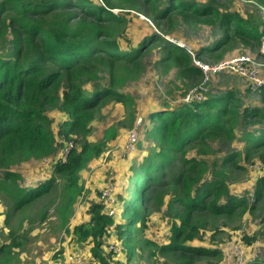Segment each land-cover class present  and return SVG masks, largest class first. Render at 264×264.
<instances>
[{
  "label": "trees",
  "instance_id": "obj_1",
  "mask_svg": "<svg viewBox=\"0 0 264 264\" xmlns=\"http://www.w3.org/2000/svg\"><path fill=\"white\" fill-rule=\"evenodd\" d=\"M110 1L100 0L108 6L105 9L92 0H0V194L9 204L4 224L54 190L55 176L60 187L57 213L62 226L69 222L71 208L83 190L79 184L80 172L117 137L116 128L111 126L99 142L91 143L87 139L90 124L97 110L110 101L123 106L131 104V99L118 90L141 74L146 51L157 49L155 67L165 72L174 68L176 76L184 82H196L203 76L194 65V60L202 58L203 50L192 57L187 50L156 34L147 36L135 48L121 50L115 36L123 31V21L112 10L123 8L109 7ZM114 1L130 9L138 5L146 7L154 23L166 26L163 36L171 33L178 20L183 25L220 30L222 38L213 48L204 50L208 54L236 41L252 42L259 47L260 29L264 27L260 16L245 18L228 8H220L219 1L231 3L232 0ZM255 1L264 6V0ZM159 40L161 43L154 46ZM114 64L120 65L119 74L113 73ZM103 72L109 77L106 85L98 84ZM88 84L90 91L85 87ZM261 95L264 96V89ZM52 113L60 115L59 124L54 125ZM148 113L151 127L145 130V136L154 143L153 150L147 151L138 165L130 167L126 179L129 198L122 202L121 221L115 222L92 207L88 221L74 226L71 233L78 244L93 242L91 255L99 264H110L99 246L101 238L112 233L126 257L135 252L136 246L153 247L171 264H198L203 258L219 257L216 250L189 243L201 238L200 230L205 228L207 217L230 218L251 213L264 198V175L254 184L253 204H249L247 193L242 197L231 194L219 178L221 168L227 163L238 168L240 161L251 158L247 153L251 145L263 149L258 159L264 164V115L254 108H242L232 93L195 99L175 109L166 105ZM239 122L262 126L254 133L242 135L245 142L242 158L230 150L223 157L221 167L211 166V181L205 177L209 168L197 158L185 160L181 170L173 172L169 162L174 154L184 155L192 146L206 147L209 141L230 145L236 138ZM67 145L71 147L64 155ZM29 161H45L44 166L50 167L48 179L34 188L20 186L21 177L10 170ZM162 176L171 187H161ZM171 193L178 209L169 214L167 243L158 247L149 240H137L146 223L143 199L147 197L152 206L160 208ZM24 240L25 236L16 237L1 245L0 264H12L13 250L20 248ZM245 242L250 244L251 240L247 238ZM247 262L264 264L258 259Z\"/></svg>",
  "mask_w": 264,
  "mask_h": 264
},
{
  "label": "rangeland",
  "instance_id": "obj_2",
  "mask_svg": "<svg viewBox=\"0 0 264 264\" xmlns=\"http://www.w3.org/2000/svg\"><path fill=\"white\" fill-rule=\"evenodd\" d=\"M92 1L108 9L106 3H101L100 0ZM227 3L219 1L220 8L222 10L228 8L245 18L249 15L260 16L264 20V6L255 0H232L231 3ZM110 5L109 7L113 8L116 5L123 8L112 10L123 21V31H119L115 36V41L121 50L127 51L129 47L135 48L147 36L156 34L159 38L168 40L182 49L192 51V57L197 51L203 50L202 58L195 61L208 66H215L240 56H248L258 64L256 68L259 76L264 80V59L260 57L259 47L255 43L242 44V42L236 41L227 47H222L219 52L204 53V50L213 48L216 42L222 38L220 30L194 24L183 25L178 20L175 21L171 33L163 36L161 33L167 31L166 26L154 23L148 16L146 7L138 5L130 9L122 2L114 0L110 1ZM160 43L159 40L154 43V46H158ZM225 49L227 50L225 51ZM157 52V49L151 52L146 51L141 61V74L126 82L118 90L119 94L131 99L129 106L110 101L95 113L87 139L91 143L99 142L103 138L104 131L111 126L116 128L117 137L106 145L99 158L90 161L80 172L79 184L83 190L71 208L69 222L66 225L62 226L57 213L60 203V187H57L59 179L57 176H55L56 187L54 190L16 213L8 224H4V214L7 212L9 204L7 206V199L0 194V246L9 244L12 242V238L25 236L22 246L13 250L12 264H99L97 258L91 255L93 242L78 244L71 230L74 226L88 221L89 211L92 207L99 214L112 217L115 222L121 221L119 216L123 211L122 202L129 198V191L126 192V179L130 174V167L138 165L147 153L153 150L154 143L147 140L145 136V130L151 127V123L147 121L148 112L164 108L166 105L175 109L180 105H187L199 97L207 99L210 96L219 97L225 93H232L242 108H254L264 115V96L247 93L246 82L236 74L224 70L205 76V73L200 69L203 73L200 80L192 83L184 82L176 76L174 68L165 72L159 67H155ZM120 71V65L114 64L113 73L119 74ZM101 76L103 79L98 84L106 85L109 78L108 73L103 72ZM90 86L88 84L85 87L90 91ZM51 115L54 125L61 122L59 114L52 113ZM261 127L254 123L239 122L236 126V138L230 145L220 141H209L206 147L198 149L192 146L186 149L184 155L174 154L169 162L174 167L173 172L178 173L182 165L184 166L185 160L197 158L204 161L209 168L205 177L211 181L213 179L211 166L221 167L223 157L230 150L233 153H238L242 158L245 148L242 135L246 132L254 133ZM132 135L133 137H131ZM251 146L252 149L247 151L248 154H251L249 160L245 158L244 161H240L237 164L238 168L227 163L225 167L221 168L219 175L231 194L242 197L247 193L249 204L255 202L253 187L256 180L264 175V164L258 159L263 149ZM70 147L71 145H67L66 150L63 151L64 155ZM44 165L45 161H29L15 165L10 170L21 177L20 186L34 188L40 181L48 179L50 175V167ZM158 173L163 174L162 171ZM205 180L203 179V181ZM160 182H162L161 187H171L164 176L161 177ZM106 189L108 190L107 196L103 195V191ZM174 200L175 195L168 194L164 199L163 206L156 208L149 203L147 197L143 199L141 205L146 216V223L143 230L138 233L137 240H149L158 247L167 243L171 223L169 214L174 209H178L177 202ZM169 203L173 205H171V210L168 208ZM205 220V228L200 230L201 238L189 245L216 250L220 255L212 259L203 258L198 264H237L226 250V247L232 243L241 244L243 253L246 255L245 264H250L247 260L252 252L258 249H260L257 252L260 256L258 261L264 262V198L257 202L256 209L251 213L237 214L230 218L207 217ZM247 238L251 240L250 244L245 242ZM100 243L99 251L110 264H171L168 259L158 255L153 247L136 246L135 252L130 257H126L124 252L119 250L120 244L114 233L110 236H103Z\"/></svg>",
  "mask_w": 264,
  "mask_h": 264
},
{
  "label": "built area",
  "instance_id": "obj_3",
  "mask_svg": "<svg viewBox=\"0 0 264 264\" xmlns=\"http://www.w3.org/2000/svg\"><path fill=\"white\" fill-rule=\"evenodd\" d=\"M187 51L192 55L191 51L189 50ZM259 54L260 57L264 59V27L260 29ZM194 64L205 73V76L211 73L212 74L219 73L224 70H228L236 74L246 82V91L251 95H261L262 90L264 89V80L259 76L258 69L256 68L258 64L255 63L248 56H240L230 61L221 62L215 66H208L200 62H197L195 60H194ZM200 99L202 98L201 97L197 98V100ZM131 137H133V135ZM103 195L105 196L108 195L107 189L103 191ZM226 250L227 253L231 255V257L235 260L237 264H245L246 255H244L240 243H232L226 247ZM259 250L260 249L253 251L252 255L248 260L249 261H254L257 259L259 260L260 256L257 253ZM253 254H255L254 257H252Z\"/></svg>",
  "mask_w": 264,
  "mask_h": 264
}]
</instances>
